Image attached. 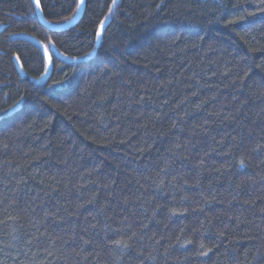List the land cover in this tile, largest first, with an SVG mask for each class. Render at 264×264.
Returning <instances> with one entry per match:
<instances>
[{"label":"trees","instance_id":"trees-1","mask_svg":"<svg viewBox=\"0 0 264 264\" xmlns=\"http://www.w3.org/2000/svg\"><path fill=\"white\" fill-rule=\"evenodd\" d=\"M83 5L0 0V264H264V0Z\"/></svg>","mask_w":264,"mask_h":264},{"label":"water","instance_id":"water-1","mask_svg":"<svg viewBox=\"0 0 264 264\" xmlns=\"http://www.w3.org/2000/svg\"><path fill=\"white\" fill-rule=\"evenodd\" d=\"M32 3L35 7V12H36V17L38 18L39 22L42 24V26L47 29L49 32L51 31H62V30H65V29H69L70 27H72L82 16V12H83V8H84V0H83V3H81V0H78V11L75 15V17L73 18L72 21L66 23V24H63L62 26H56V25H50L48 24L45 19L42 17V13H41V8L39 10H36V3H37V0H32Z\"/></svg>","mask_w":264,"mask_h":264},{"label":"rangeland","instance_id":"rangeland-1","mask_svg":"<svg viewBox=\"0 0 264 264\" xmlns=\"http://www.w3.org/2000/svg\"><path fill=\"white\" fill-rule=\"evenodd\" d=\"M51 50H53L56 54H58L57 51L54 50L52 47H51ZM44 51H45L44 53H45V62H46L45 71H44V74L42 75L41 78L33 80L35 82H41L50 73L49 72V69H50V61H49V59H50V53L48 51H46L45 49H44ZM14 63H16V68H17L18 73L21 74L22 76H25L26 73H24V70L22 68V65H21V63H19V61H18V59L16 57L14 58Z\"/></svg>","mask_w":264,"mask_h":264},{"label":"snow or ice","instance_id":"snow-or-ice-1","mask_svg":"<svg viewBox=\"0 0 264 264\" xmlns=\"http://www.w3.org/2000/svg\"><path fill=\"white\" fill-rule=\"evenodd\" d=\"M81 3H83V0H81ZM113 3H115V0H113ZM40 7H41V5H40V3H39V0H37V3H36V10H39ZM101 23L103 24V21H102ZM96 36H97V38L99 39L100 36H101V32L98 31V32L96 33Z\"/></svg>","mask_w":264,"mask_h":264}]
</instances>
